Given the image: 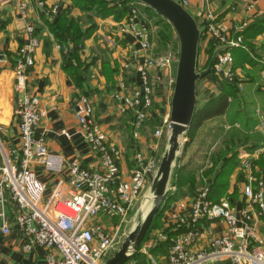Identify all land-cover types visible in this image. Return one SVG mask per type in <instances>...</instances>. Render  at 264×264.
Wrapping results in <instances>:
<instances>
[{
  "label": "crops",
  "instance_id": "0c3cea01",
  "mask_svg": "<svg viewBox=\"0 0 264 264\" xmlns=\"http://www.w3.org/2000/svg\"><path fill=\"white\" fill-rule=\"evenodd\" d=\"M40 1L42 8L37 6L35 0H6L0 5V146L7 152L17 149L19 145L17 119L13 115L15 102L12 92L13 67L16 53L25 41L23 29L31 24L40 45L32 54L33 65L26 72L25 90L37 97V107L42 113L35 135L43 138L48 154L61 160L59 171L47 170L35 163L29 165L44 186L42 196L44 203L53 192L64 194L67 191L65 179L68 164L77 163L80 168L92 172L99 171L98 156L82 138L73 117V112L80 108L74 103L75 99L79 97L87 99L91 105L89 118L93 131L115 152L109 175L114 184H117L129 179L131 172L138 165V157L143 162L149 160L159 162L165 144L164 140L154 137L153 133L157 129L162 130V125L158 127L157 124L168 116L173 75L171 69L159 73L158 77L155 73L149 72L153 86V102L145 121L134 133L133 114L131 112L119 114L117 102L113 99L114 93L126 92L121 90V84L125 89L140 87L141 57L137 56L128 61L129 53L137 49V41L132 35L118 31V26L126 19L118 22L111 17L99 19L92 12L71 8L68 0ZM53 5L56 6V12L51 14L48 11ZM183 8L201 31L197 47V50H200L198 56L204 59L206 55L209 38L204 33V24L201 21H204L207 15L211 17L210 22L226 38H234L240 34L237 37L242 39L243 44L241 49H230L233 53L232 86L217 84L212 72L199 79L200 89L196 82L195 97L199 106L210 96H216L221 92L226 95L227 106L222 115L203 121L191 138H186V146L183 148L185 152L183 158H180V165L184 166L186 173H193L196 188L188 192L183 187V195L169 202L158 220L160 227L153 229L148 235L153 236L152 240L159 237L158 241L154 243L148 241L147 245L153 248L165 241L167 236L163 232L164 229L175 230L183 227L179 220L187 218L190 205L198 192L206 190L205 181L199 182L198 178L201 172L210 166L209 158L228 149L225 157L234 151L236 165L228 177L225 193L219 199H227L236 212L249 210L255 221L261 248L264 250L263 222L256 209L247 206L241 194L243 171L239 160L243 151L250 149L241 147L246 139L255 133L264 140V0H186ZM63 11L67 12V19L73 20L74 26L92 29L91 36L82 42L79 53L80 61L88 64V67L79 71L82 80L78 86L61 69L60 50L63 47L56 43L51 35L53 29L61 27L55 19ZM83 16L88 22L81 25L79 18ZM125 62L129 65L128 69L123 68ZM104 66L111 72L110 81L103 75ZM214 139H217L216 144L219 145L216 151L213 154L203 153L200 166H194L192 161L196 160L194 157L197 150L203 149V145L206 148ZM216 144H211V147H217ZM1 162L0 156V164ZM259 162L262 163V167ZM250 163L253 175L264 181V155L251 159ZM149 181L150 178L147 177L144 187L149 185ZM112 190H115V185ZM147 194L148 191L144 198ZM143 205L140 204V208ZM0 210L4 215L0 222L6 223L9 228L7 235H0V264H45L43 249L31 244L29 250H23L22 246L28 240L21 236L14 223L17 210L7 192L3 193ZM115 220L101 216L95 219L106 230L113 228L111 223ZM196 229L198 231L196 241L190 247L194 252L206 248L208 238L222 233L225 226L220 220L200 218L196 223ZM161 233L164 236L160 239ZM169 248L166 255L149 254L145 258V264H167Z\"/></svg>",
  "mask_w": 264,
  "mask_h": 264
},
{
  "label": "built area",
  "instance_id": "2783aa9c",
  "mask_svg": "<svg viewBox=\"0 0 264 264\" xmlns=\"http://www.w3.org/2000/svg\"><path fill=\"white\" fill-rule=\"evenodd\" d=\"M5 1L0 0V5ZM35 1L37 6L42 8V2ZM176 2L182 7L186 4V0ZM142 7L137 3L136 7L131 9L130 16L118 26L120 33L130 34L137 41V49L129 53L128 61L137 56L141 57L140 87L125 89L121 84V90L126 92L113 94L118 113L133 114L134 133L145 121L153 102V86L149 72L158 77L159 73L171 69L173 62L169 54H152L153 45L146 22L147 16ZM21 10L23 12V7ZM48 12L54 14L56 6L53 5ZM210 20L211 17L207 15L204 21H201L205 35L207 38L217 39V46H226L224 51L216 54L211 72L214 77L232 81L234 75L231 70L230 49L241 48V39L226 38ZM23 30L25 41L16 53L12 84L15 98L13 115L17 119L19 145L17 149L7 152L0 146V206L3 193L7 192L17 210L14 223L21 236L28 240L23 244V250H29L31 244L43 249L45 264H97L112 246L122 222L143 193L146 178L154 176L157 162H143L138 157V165L131 172L129 179L114 184L109 170L115 152L93 131L89 118L91 105L85 97H79L74 103L80 108L73 112V117L82 138L98 156L99 171L92 172L80 168L77 163L68 164L65 179L67 191L64 194L53 192L47 201L42 203L44 186L29 165L35 163L47 170L59 171L61 160L48 154L43 138L35 135L42 113L37 107V97L25 90V76L33 65L32 54L39 47L40 40L31 24L26 25ZM127 62L123 64L124 69L129 67ZM164 128L165 133L161 129L155 130L154 137L167 135V122ZM263 153L264 144L258 145L243 152L239 160L243 171L242 197L248 207L256 209L264 226V181L253 175L250 163L251 159H256ZM113 185L115 190H112ZM205 194L206 190L198 192L190 205L187 218L179 220L186 231L171 240L167 264H213L221 259L231 260L236 264H264V250L261 248L255 221L249 210L236 212L224 198L211 203L205 199ZM100 216L116 219L117 224L106 230L95 221ZM3 218L0 210V221ZM200 218L220 220L225 229L219 235L208 238L206 251L194 252L190 247L196 241V223ZM8 232V225L0 222V235H7Z\"/></svg>",
  "mask_w": 264,
  "mask_h": 264
},
{
  "label": "trees",
  "instance_id": "16d2710c",
  "mask_svg": "<svg viewBox=\"0 0 264 264\" xmlns=\"http://www.w3.org/2000/svg\"><path fill=\"white\" fill-rule=\"evenodd\" d=\"M70 2L71 8H76L82 12H92L93 15L99 19L111 17L114 21L118 22L122 19H127L131 14V9L136 7V2L134 0H68ZM142 10L145 12L148 19H153V24L155 27H158L157 31L158 42L160 44L165 45L170 42V34L171 28L169 24L164 22V20L151 11L148 8L142 7ZM160 18L159 21H154V18ZM163 20V21H162ZM55 22L58 23L61 27L53 29L51 31V35L54 41L58 44H61L63 48H61V69L67 73L75 83V85H79L82 78L79 77V71L85 70L88 67V64L82 63L79 59V53L82 49V42L89 38L92 34V29L85 28L81 29L74 26V22L72 19H67V12H61L55 19ZM150 32V31H149ZM240 36V34H237ZM243 41L241 39V45ZM70 45V46H68ZM218 45V40L214 38H209L207 48L205 50L206 57L209 59L212 51ZM246 47V46H245ZM241 49L240 47L232 48ZM230 50V51H231ZM199 51V49H198ZM232 56V52H230ZM105 67V66H104ZM105 79L110 81L111 72L105 67V70L102 71ZM211 73V72H210ZM215 78V82L221 85H230L233 84L231 81H227L224 79ZM195 102L193 116L190 122V125L187 131L184 134V137L187 139L191 138V135L196 130V128L205 120L210 119L215 116H220L224 113V110L227 106L226 103V95L221 92L216 96H210L203 104L200 106ZM186 146V142L183 144V148ZM253 147V146H251ZM250 148V147H248ZM221 151L218 154L213 155L209 158L210 166L207 169H204L201 172L199 182L205 181L206 185V194L205 198L208 201L216 202L219 197L224 195L225 190L228 184V177L232 171V169L236 165L235 152L231 151L228 157H225V152ZM259 164H261L259 162ZM188 192L195 190L196 181L195 176L192 172H185L184 166L180 165V158L175 160L174 166L172 168L171 176H170V184L169 189L165 193L162 206L158 209V211L153 216L149 227L146 230V233L141 241L144 242L148 238L149 233L156 228H159V218L162 211L169 204L170 201L176 199L178 196L183 195L182 188ZM186 229L184 226L182 228H177L171 230L170 228L164 229L163 232L167 236V239L163 242L158 243L153 248L149 249V253H163L167 254V249L170 247L171 240L170 238H174L175 235L185 232ZM141 254L138 251H134L133 254L129 257L128 263L132 264H143L145 262V258L143 256L142 260ZM141 260V261H140ZM130 263V264H131Z\"/></svg>",
  "mask_w": 264,
  "mask_h": 264
},
{
  "label": "water",
  "instance_id": "95a60500",
  "mask_svg": "<svg viewBox=\"0 0 264 264\" xmlns=\"http://www.w3.org/2000/svg\"><path fill=\"white\" fill-rule=\"evenodd\" d=\"M134 1L150 9L169 24L177 41V57L167 116L168 134L165 149L159 159L156 172L149 181L148 194L151 196L152 206L140 223L126 235L119 249L104 264L127 263L130 257L129 251L134 252L139 246L153 216L162 206L172 168L177 159L179 138L187 131L193 116L196 82L211 72L216 54L226 49V46L214 48L205 69L197 72L195 67L201 31L191 15L174 0Z\"/></svg>",
  "mask_w": 264,
  "mask_h": 264
},
{
  "label": "rangeland",
  "instance_id": "374dc122",
  "mask_svg": "<svg viewBox=\"0 0 264 264\" xmlns=\"http://www.w3.org/2000/svg\"><path fill=\"white\" fill-rule=\"evenodd\" d=\"M85 19H86V17H84V16L82 18H79V22H80L81 25L87 24L88 20L87 19L85 20ZM159 19L160 18H156L155 17L154 21H159ZM146 22H147L148 29L150 31V37H151V40H152V43H153L152 53L154 52V55H167V54H169L171 56V58L173 59L171 72H172V75H174V64H175L176 57H177V41H176V38H175V35H174L173 31L171 30L170 42L168 44L162 45V44H160V42H158V37H157L158 36L157 35V31H161V30H159L158 27H155V25L153 24V19H148L147 18ZM76 24H78V23H76ZM199 51L197 50V59H196L197 63H196V67H195L197 72L204 70L205 67L207 66V63H208L209 59H210V58L208 59L206 57V55H205L204 59L201 56H198ZM197 82H198L199 89H200L199 79L197 80ZM195 89H196V87H195ZM166 122H167V117H166V119L164 118L162 121H160L157 124L158 127L160 125H162V127H163L162 130H163L164 133H165V130H166L164 128V124H166ZM166 136L167 135L164 134V135H162L160 137V140H164V144L166 142ZM247 138H248V136H247ZM216 140L217 139H214L211 144L214 143V145H215L216 144ZM185 141H186V139L184 138V135L181 136L180 139H179V151H178V154H177V158L178 157L179 158H181V157L183 158V156H184V152L185 151H183V144L185 143ZM263 142H264V140L261 139L259 137V135L254 133L251 138L246 139L245 142L243 144H241V147L242 148L250 147V149H246L245 151H243V152H247V150L250 151V150L254 149L255 147H257L258 145L264 144ZM211 144H208L206 148L203 145L202 146L203 149L200 148L199 150H197L196 157H194V158H196V160L192 161L193 164H195L194 166H196V167L200 166V164L202 163L201 158H202V154L203 153L207 152V153L213 154L216 151V149L218 148V146H219V145L216 144L217 147L215 146L213 148V147H211L212 146ZM251 146H253V147H251ZM261 155H264V153L261 154ZM188 157H189V154H188ZM188 157H186V158H188ZM259 160H260V158L257 159V161H259ZM154 162H156V161L154 160ZM157 165H158V163H157ZM260 167H262V163L260 164ZM148 187H149V185L144 187L145 188V189H143L144 192L141 194V196L138 198V200L132 206L131 210L129 211V213L125 217L124 221L122 222V224H121V226L119 228V231L117 233L118 234L117 238L113 242V244L110 247V249L106 252V254L97 262V264H104L105 261L107 259H109L119 249V247L122 244V242L124 241V238L126 237V235L129 232H131L133 230V228L140 223L142 217L145 216L147 211L152 206V202L150 201L149 208L147 209V211L143 215L144 212L141 211L140 204L145 202V198L146 197L144 198V194L147 193ZM116 224H117V220L112 221L111 226H114ZM163 236L164 235L161 233L160 239ZM152 237L153 236H148L146 241L140 243L139 246L135 249V251H138L141 254V258H140L141 260H142L143 256L145 258L146 256H148L150 254V253H148V249L150 248V246L147 245L149 243L148 241H150V243H152V242L154 243V242H157L158 239H159V237H158V238H155V240H152ZM202 251H206V248H203ZM129 253H130V256L133 254V252H131V251H129ZM149 257L154 258L152 256H149ZM138 264H140V263H138ZM143 264H145V262ZM213 264H236V263H234L231 260L221 259L220 261L214 262Z\"/></svg>",
  "mask_w": 264,
  "mask_h": 264
},
{
  "label": "bare ground",
  "instance_id": "6f19581e",
  "mask_svg": "<svg viewBox=\"0 0 264 264\" xmlns=\"http://www.w3.org/2000/svg\"><path fill=\"white\" fill-rule=\"evenodd\" d=\"M174 76V75H173ZM185 138V137H184ZM180 139V138H179ZM186 139V138H185ZM186 142V141H185ZM151 201V196L149 194H147L145 202L143 203V207L141 208V211L144 212L143 215L145 214V212L147 211V209L149 208V203ZM141 213V212H140Z\"/></svg>",
  "mask_w": 264,
  "mask_h": 264
}]
</instances>
